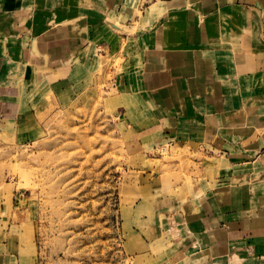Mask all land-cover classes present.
I'll use <instances>...</instances> for the list:
<instances>
[{
	"label": "crops",
	"instance_id": "1",
	"mask_svg": "<svg viewBox=\"0 0 264 264\" xmlns=\"http://www.w3.org/2000/svg\"><path fill=\"white\" fill-rule=\"evenodd\" d=\"M106 72L131 138L190 159L152 211L149 258L264 264V0H0V89L17 74L21 91L0 117L38 122ZM4 234L0 264H33Z\"/></svg>",
	"mask_w": 264,
	"mask_h": 264
},
{
	"label": "rangeland",
	"instance_id": "2",
	"mask_svg": "<svg viewBox=\"0 0 264 264\" xmlns=\"http://www.w3.org/2000/svg\"><path fill=\"white\" fill-rule=\"evenodd\" d=\"M97 76L68 105L64 93L44 110L32 100L26 113L42 110L38 122L0 117V231L11 251L26 243L33 264H161L146 249L152 211L165 192H178L189 156L174 142L131 138L115 110L113 75L100 73V85ZM12 80V90L0 89V113L16 116L18 75Z\"/></svg>",
	"mask_w": 264,
	"mask_h": 264
}]
</instances>
